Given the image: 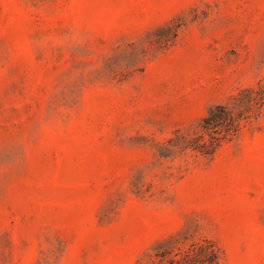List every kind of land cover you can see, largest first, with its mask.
Listing matches in <instances>:
<instances>
[{"label": "rangeland", "instance_id": "obj_1", "mask_svg": "<svg viewBox=\"0 0 264 264\" xmlns=\"http://www.w3.org/2000/svg\"><path fill=\"white\" fill-rule=\"evenodd\" d=\"M244 88L238 132L187 145ZM203 238L264 264V0H0V264H169Z\"/></svg>", "mask_w": 264, "mask_h": 264}, {"label": "trees", "instance_id": "obj_2", "mask_svg": "<svg viewBox=\"0 0 264 264\" xmlns=\"http://www.w3.org/2000/svg\"><path fill=\"white\" fill-rule=\"evenodd\" d=\"M252 91V88H244L240 95L233 96L234 101L231 104H217L211 108L202 122L209 137L199 134L187 145L203 153H212L217 147L213 141L215 138L222 140L236 134L241 122L251 115ZM175 255L168 259L169 264H219L220 248L215 241L203 238L180 248Z\"/></svg>", "mask_w": 264, "mask_h": 264}]
</instances>
